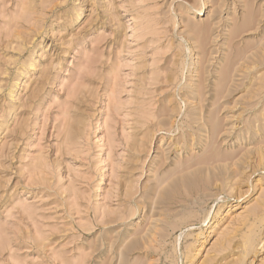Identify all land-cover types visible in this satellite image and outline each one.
<instances>
[{
    "label": "rangeland",
    "instance_id": "rangeland-1",
    "mask_svg": "<svg viewBox=\"0 0 264 264\" xmlns=\"http://www.w3.org/2000/svg\"><path fill=\"white\" fill-rule=\"evenodd\" d=\"M0 264H264V0H0Z\"/></svg>",
    "mask_w": 264,
    "mask_h": 264
},
{
    "label": "bare ground",
    "instance_id": "bare-ground-1",
    "mask_svg": "<svg viewBox=\"0 0 264 264\" xmlns=\"http://www.w3.org/2000/svg\"><path fill=\"white\" fill-rule=\"evenodd\" d=\"M102 124V121H101V119L100 118H98V120H97V122H95L94 123V125H93V131H95V132H98L100 129H101V125ZM251 236V235H250ZM248 241V240H247ZM246 241V242H247ZM250 242L248 243V245L250 246L253 242H251L252 241V239H250L249 240ZM247 246V245H246ZM253 250V249H252Z\"/></svg>",
    "mask_w": 264,
    "mask_h": 264
}]
</instances>
